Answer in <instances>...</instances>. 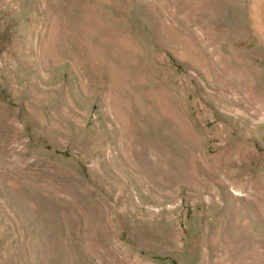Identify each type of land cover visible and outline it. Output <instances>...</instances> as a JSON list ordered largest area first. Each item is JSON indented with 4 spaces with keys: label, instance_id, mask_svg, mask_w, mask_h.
<instances>
[{
    "label": "rangeland",
    "instance_id": "rangeland-1",
    "mask_svg": "<svg viewBox=\"0 0 264 264\" xmlns=\"http://www.w3.org/2000/svg\"><path fill=\"white\" fill-rule=\"evenodd\" d=\"M0 264H264V0H0Z\"/></svg>",
    "mask_w": 264,
    "mask_h": 264
}]
</instances>
